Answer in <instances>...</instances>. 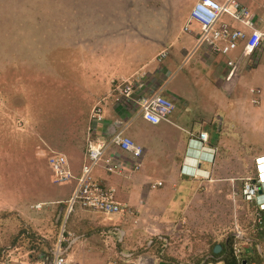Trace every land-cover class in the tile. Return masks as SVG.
Returning a JSON list of instances; mask_svg holds the SVG:
<instances>
[{"label": "rangeland", "instance_id": "obj_1", "mask_svg": "<svg viewBox=\"0 0 264 264\" xmlns=\"http://www.w3.org/2000/svg\"><path fill=\"white\" fill-rule=\"evenodd\" d=\"M115 1L0 0V250L4 254L0 264L33 259L32 256L39 252L31 245L38 242L43 250L41 255L46 254L60 237L69 239L73 235L80 237L74 244L77 248L69 256L74 264H108L119 260L120 252H133V257L149 258L145 264H151L153 260L157 264L161 259L160 264H192L195 256L209 258L210 244L238 235L242 238L236 239L235 247L241 251L240 257L252 250L264 257V240H253L257 208L254 203L245 201L241 193L243 181L257 177L258 157L252 160V154L264 151V54L258 61L254 55L248 66L256 64L257 67L240 70L241 76L236 77L235 82L226 79L228 91L224 85H218L213 68L200 69L194 78H181L184 72H180L170 83V86L178 83L180 96L186 101V106L179 103L177 111L192 117L191 121L193 117L199 120L191 124L197 132L203 120L206 123L204 128L216 137L218 116L224 117L225 126L226 113L240 118L241 113H236L244 112L242 126L238 130L231 128V134L225 137L231 146L225 155L233 156L228 164L242 163L240 168L242 166L245 170L244 177L236 182L214 177L206 186L194 183L192 189L197 196L191 198L189 204L194 209L176 208L175 205L187 202V198L179 194L181 200L166 212L171 217L183 213L180 220L185 226L182 231L178 228L181 227L177 223L179 219L165 221L158 227L149 224L138 209H133V218L119 215L121 220L117 221L118 215H112L108 223L97 213L74 209L65 223L61 220L60 225L55 226L63 209H47V206L51 204V193L57 192L64 183L55 182L48 155L68 147L86 145L88 132L86 129L84 132V127L94 97L89 92L96 88L99 80L107 77L108 61L125 66L140 61L139 55L134 56L131 51L135 50L134 44L138 48L143 46L141 37L127 36L126 33L111 37L113 32L117 33L126 26V20L112 24L114 18L126 15L117 10ZM139 1L149 5V10L152 8L147 0ZM170 5L162 7L167 8L164 21L155 22L143 19L146 15L141 16L139 25L132 32L153 34L154 37L148 38L151 40L187 35L183 27L185 14L189 11L184 13L182 4L179 7L170 1ZM146 26H151L152 32ZM191 28L197 29L195 25ZM116 38L132 44H119L115 47L118 50L115 54H108L107 41L110 39L113 44L112 39ZM157 44L148 43L147 49L140 50L143 60L148 54L154 56L151 52L157 50ZM95 47L103 48L99 51L98 48L96 53ZM120 57L125 60H115ZM95 70L101 73V77ZM254 97L258 100L254 101L255 104L252 102ZM209 118H213L210 124ZM156 183H150V187ZM211 187L213 195L210 199ZM35 203H42L43 207L37 210ZM114 222L123 231L121 241L107 231V226ZM187 225L192 228L186 229ZM142 228L144 231L140 230ZM22 229L33 234L38 242L27 237V232L17 234ZM155 233L163 234L166 241H155V246L147 248V239ZM120 262L139 264L135 258Z\"/></svg>", "mask_w": 264, "mask_h": 264}, {"label": "crops", "instance_id": "obj_2", "mask_svg": "<svg viewBox=\"0 0 264 264\" xmlns=\"http://www.w3.org/2000/svg\"><path fill=\"white\" fill-rule=\"evenodd\" d=\"M168 1L169 0H147V3L152 6L150 10L147 8L149 5L145 2H140L139 0L115 1L117 10L124 12L126 15L123 13L125 16L114 18L115 21H112V24L114 25L120 21L126 20V26L124 29L121 28V31L117 33L113 32L111 37L121 36L125 33L128 34L127 36L134 35V37H141L143 39V46L138 48L136 47L137 44H134L135 50L131 51L134 56L135 54L139 55L140 61L136 65L133 62H130L129 66H125L124 64L114 65L111 63L112 60L108 61L110 66H108L109 73L107 77L103 81L99 80L98 83L95 82L96 88L91 89L89 92L93 94L94 97L90 103L84 132L85 129L88 132V128L91 124L90 114L93 108L100 105L103 114V121L97 124L92 123V125L96 126L94 136L99 139H106L118 129L123 128L126 135L143 147L144 154L141 159V167L138 170H131L129 166H124L122 173H113L107 169L108 165L105 162L106 158L113 156L117 159H127L129 161L132 157L128 152L121 151L117 147H111L106 152L99 165L94 169L93 176L103 184L115 187L117 200L123 204L130 205L132 209L140 210L141 215L147 219L149 224H154L159 227L165 221L179 219L177 223L181 227L178 228H181L179 231H182L184 229L183 226H185L180 220L183 217V213L179 212L176 216L174 215L173 218L170 213L166 212V210L174 208L175 203L181 200V196L186 197L187 202H184L185 204L183 205H175V207L178 209H194V207L189 205L191 204L190 199L197 196L192 189L194 183L196 184L197 182H200L203 186H206L207 182L212 181L214 177L220 181L234 182L239 181L241 177H244L245 170L242 166L240 168V165L243 164L240 163L238 165L233 164L229 166L228 162L233 156L225 155V151L231 150V146H229V143L227 142L228 138L225 137L231 134V128L238 130L237 128L242 126L244 123L242 120L244 112L236 113L237 115H240L241 113L240 118L235 114L231 116L226 113L227 124L225 126L224 117L221 118L218 116V121L216 123L214 122L215 125L219 123L216 137L213 134L211 135L204 128L206 123L203 120L200 122L201 129L197 132L191 124H196L199 120L193 117L194 119L191 121L192 117H189L183 112L179 113L177 111L179 103L180 105L185 104L186 106V101L180 96L181 92L178 89V83H176L175 86H170V83L180 72H184L182 73L183 76L181 78L187 76L194 78V76L198 75L200 69L209 70L210 68H213L216 77L215 80L218 81V85H224L228 91L229 82L226 79H231L235 82V78L241 76L239 72L240 70H244L245 68L254 69L257 65L255 64L253 67L252 65L248 66V64L253 61L254 55H251L252 53L250 52H247V55H245V49H247L246 42H240L237 48L231 52L233 56L230 57V54L227 56L220 54L215 55L201 49L194 50L195 37L193 34L187 33V35L185 34L180 38L176 37L167 39V37L164 36L163 38L151 40L148 38L154 37L153 34L150 35L146 33L137 35V33L132 32V29L136 25H139L141 16L143 17L146 15L143 19L155 22L164 21L167 16V8L162 7H171L170 1L173 5L177 4V6H179L182 4L181 10L184 13L185 10L186 13L187 10L189 11L188 14H185V26L189 13L197 0H191L187 3V0H170L169 3H167ZM218 1L223 2L224 0ZM237 1L249 10V17L253 23L254 29L229 16H223L221 22L227 23L231 28L244 31L248 36L252 34L253 30H258L259 32L264 33V0ZM172 11L173 10H171V12ZM143 19H141V21H143ZM127 22H130V24H127ZM146 29L152 32L151 26H146ZM112 40L113 44L110 39L107 41L108 47L106 52H109L108 54H115V51H118L115 47L119 46V44H124L125 46L132 44H127L122 39L118 38ZM155 42L156 44L158 43V48L151 52L154 56H149L148 54L143 60L140 50L147 49L149 46L148 43L154 44ZM113 45L115 46L113 47ZM102 48L103 47H95L94 51L97 53V49L99 51ZM260 52L258 53L259 55L256 54L255 61H258L259 56L264 54V43ZM161 54H164L163 57H161ZM228 59L234 61L232 67L226 65ZM115 60L123 62L125 58L120 57ZM192 71H194V73L191 74ZM95 72L96 75L101 77V73H98L96 70ZM130 78L137 79V81L143 84L142 87L136 90L141 94H152L156 91L162 90L163 95L175 103L173 114L157 125L150 124L141 117L136 116L134 103H125L121 97H118L116 94L114 95L112 91L115 84ZM225 82L227 85H225ZM198 83H202V81H198ZM255 97L252 99L254 104V101L258 99ZM236 101L239 103V98H237ZM251 107L252 110H255L253 106ZM238 119H240L239 124ZM137 120L139 121L137 122ZM212 120L213 118H209V124ZM200 131H206L208 133V144L214 147L216 151L214 153L213 163L204 162V164L200 166L205 170L203 174L206 175L208 172L209 176L206 177L199 175V177L194 178L189 177L182 172V159L185 155H196L193 148L196 147L197 142H190L189 139L191 137L197 139V135ZM237 140H239V137ZM85 151L86 145L82 147H68L67 149L60 151L57 150V152L66 156L68 167L74 177H77L79 174L81 164L85 158ZM256 156L258 158L264 156V151L252 154V160ZM195 157H197V155ZM156 158L157 160H154ZM186 169L187 166L185 167V170ZM50 170L52 172L51 167ZM51 174L53 176V172ZM224 175H226V177H224ZM156 182H162L163 185L161 187L151 188L150 183ZM75 185L76 179L71 178L69 181L65 182L57 192L51 193L52 198L49 200L51 204L47 206V209H65L64 201L71 195ZM179 194H181V196ZM210 194L209 198L211 199L212 197L210 196L213 195L212 187L210 188ZM195 203L197 204L198 202ZM197 208L196 205L195 209ZM76 209L81 208L77 207ZM185 213L188 212L186 211ZM116 220L120 221L121 219L117 216ZM188 228L192 227H188L187 225L186 229ZM140 230L144 231L143 228ZM254 243L258 244L256 241H254ZM74 248L77 247L73 245L71 247L72 250H69V256H71V252ZM82 253L85 257L84 251Z\"/></svg>", "mask_w": 264, "mask_h": 264}, {"label": "built area", "instance_id": "obj_3", "mask_svg": "<svg viewBox=\"0 0 264 264\" xmlns=\"http://www.w3.org/2000/svg\"><path fill=\"white\" fill-rule=\"evenodd\" d=\"M223 16H229L254 29L253 23L249 17V10L237 0H224L223 2L218 0H197L183 27L186 33L193 34L195 37L194 50L201 49L211 54L227 56L237 48L240 42H246L247 49H245V51L252 53L251 55H256L262 50L264 33L253 30L252 34L248 36L244 31L231 28L227 23L221 22ZM191 25H195L197 29L193 30ZM163 55L164 54H161V57H163ZM226 65L232 67L234 61L228 59ZM142 85L143 84L137 81V79L130 78L115 84L112 90L118 97H121L125 103H134L136 116L141 117L150 124L157 125L173 114L175 103L164 96L162 90L152 94H141L137 92L136 90L142 87ZM102 121V110L101 107L97 106L90 115L91 124L88 128L85 158L81 164L77 177H74L70 171L67 158L64 154L53 151L47 157L56 183L61 184L69 181L71 178L76 179V185L71 195L64 201L65 209H63L62 220L64 223L77 207L84 211H90L101 215L105 223H108L112 215H123L127 218L135 217L133 214L134 210L131 206L117 200L115 187L105 185L97 180L93 176V171L111 147H117L121 151L128 152L132 158L129 161L127 159H117L113 156L106 158L105 162L108 165L107 169L109 171L113 173H122L124 166H129L131 170H138L141 167L144 149L127 136L123 128L118 129L106 139L95 137L94 130H96V126L92 125V123L97 124ZM207 140L208 133L200 131L196 141L203 145L208 142ZM212 158L213 157L210 156L206 159L210 161L213 160ZM162 185V182H157L151 185V187L155 188L156 186ZM261 188V182L257 178L244 180L241 184L243 199L250 203H254L257 208L255 209V223H258L260 226L264 213V204L258 203V196ZM42 207V203L34 205V208L37 210H40ZM107 228L108 233H111V235L115 234L118 241H121L124 234L118 225H109ZM120 236L122 237L121 239ZM236 238L241 239L242 237L238 235ZM79 239V236L74 235L69 239L60 237L55 247L48 253L41 255L39 260H27L15 264H74L69 257V250ZM249 240L251 241V239H247V241ZM155 241L164 242L166 238L163 234H152L146 241V247L155 246ZM240 252L241 251L238 249L235 250L238 257L240 256ZM133 256V252H120V255L117 256L119 260H115L108 264H125L120 262V260L126 259L127 261V259L130 258H135L139 264H145L147 262V257L137 256L136 258Z\"/></svg>", "mask_w": 264, "mask_h": 264}, {"label": "trees", "instance_id": "obj_4", "mask_svg": "<svg viewBox=\"0 0 264 264\" xmlns=\"http://www.w3.org/2000/svg\"><path fill=\"white\" fill-rule=\"evenodd\" d=\"M262 223L261 226L258 224H256L255 229L253 230L254 236L255 238L253 240H258L260 242V239L264 240V213L262 215ZM70 217V216H69ZM69 219V218H68ZM61 220H63V212L61 214L60 217V221L58 223H55V226L57 227L58 225H60ZM27 232V237H29L32 241H37L36 238L34 237L33 234H31L28 230H19V232L17 234L22 235L23 233ZM252 232V230H251ZM19 237V236H18ZM236 237H233L231 239H227L224 241H220V242H214L212 243V245L210 244V247L208 249V254L207 257L209 258H205V255H199V256H195L192 264H218V260H216V258H220V264H242L243 260H246V264H250L251 263V257L248 256V254H246L245 257H238L235 253V250L237 249L235 247V241H236ZM17 240V237L12 241V244L15 243V241ZM39 244H32L31 247L36 249L39 253H37L36 255H33L32 257H34L33 259H29V260H39L41 257V253H43L42 247L40 245L41 242H38ZM220 244L221 245V251L217 254H215L213 252V248L216 244ZM3 253L2 250H0V259L3 258ZM212 256V257H210ZM161 257H163V254H161ZM258 260L263 261V257H261L260 255L257 256ZM166 259H169L166 256ZM159 264L161 262H163V260L161 259L160 261H158ZM168 264H180V263H168Z\"/></svg>", "mask_w": 264, "mask_h": 264}, {"label": "clouds", "instance_id": "obj_5", "mask_svg": "<svg viewBox=\"0 0 264 264\" xmlns=\"http://www.w3.org/2000/svg\"><path fill=\"white\" fill-rule=\"evenodd\" d=\"M113 91V90H112ZM113 94H115L114 92H113ZM99 107H101L100 105H98ZM96 108V107H95ZM94 109V108H93ZM93 111V110H92ZM92 113V112H91ZM91 115V114H90ZM135 115H136V112H135ZM139 117V116H138ZM206 132V131H205ZM128 136V135H127ZM132 139V138H131ZM134 141V140H133ZM189 141L191 142V141H194V142H197L196 141V139H193L192 137L189 139ZM135 142V141H134ZM139 145V144H138ZM193 151L194 152H196L195 154L197 155V157H195L196 155H194V156H188V155H185L184 157H183V159H182V163H183V165H182V167H181V170H182V172L185 174V175H187V176H189V177H194V178H196V177H199V175L201 176V175H203V176H206V177H208L209 175H208V172H207V174L205 175V174H203L204 172H205V170H203L200 166H201V164L202 163H204V162H207V163H213V160H214V153H215V148L214 147H212V146H210L209 144H208V142H206V144H199L198 142H197V145H196V147L195 148H193ZM54 152H57V151H54ZM60 153V152H59ZM209 155L210 156H212L213 158V160H208V159H206L207 157L209 158ZM185 160H186V162H185ZM47 161H48V159H47ZM49 164V163H48ZM50 166V165H49ZM187 166V169L185 170V167ZM188 172V173H187ZM256 175H257V177H255V178H257V179H259V181L261 182V190H260V192H259V196H258V203H262V204H264V156H262V157H259V158H257L256 159ZM130 206V205H129ZM119 216V215H118ZM112 217H110V219H111ZM111 221V220H110ZM112 225L113 224H115V222L114 223H111ZM245 254H248V253H245ZM137 257V256H136ZM240 257V256H239ZM147 259H149V258H146V263H148V260ZM152 261V260H151ZM150 261V262H151ZM263 262H264V260H263ZM159 263V262H158ZM157 263V264H158ZM151 264H156L155 263V260H153L152 262H151ZM218 264H220V258H219V260H218Z\"/></svg>", "mask_w": 264, "mask_h": 264}, {"label": "flooded vegetation", "instance_id": "obj_6", "mask_svg": "<svg viewBox=\"0 0 264 264\" xmlns=\"http://www.w3.org/2000/svg\"><path fill=\"white\" fill-rule=\"evenodd\" d=\"M246 256V254L243 256V257H245ZM248 256H250L251 257V263L252 264H261L262 263V261H261V263H260V260H258V255L257 254H255V252L252 250L251 252L249 251V254H248ZM250 263V264H251Z\"/></svg>", "mask_w": 264, "mask_h": 264}, {"label": "water", "instance_id": "obj_7", "mask_svg": "<svg viewBox=\"0 0 264 264\" xmlns=\"http://www.w3.org/2000/svg\"><path fill=\"white\" fill-rule=\"evenodd\" d=\"M59 214H60V211H59ZM59 214H58V217H59ZM221 245L218 243V244H216L215 246H214V248H213V252L215 253V254H217V253H219L220 251H221ZM152 260V259H151ZM246 260H243L242 261V264H246Z\"/></svg>", "mask_w": 264, "mask_h": 264}]
</instances>
